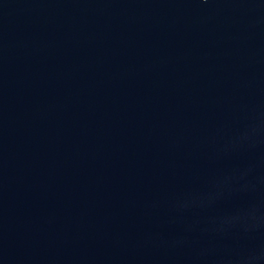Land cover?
Instances as JSON below:
<instances>
[{"label": "water", "instance_id": "obj_1", "mask_svg": "<svg viewBox=\"0 0 264 264\" xmlns=\"http://www.w3.org/2000/svg\"><path fill=\"white\" fill-rule=\"evenodd\" d=\"M0 264H264V0H0Z\"/></svg>", "mask_w": 264, "mask_h": 264}]
</instances>
